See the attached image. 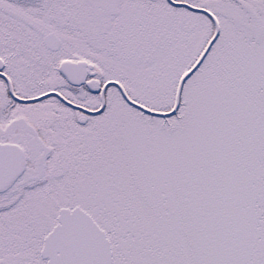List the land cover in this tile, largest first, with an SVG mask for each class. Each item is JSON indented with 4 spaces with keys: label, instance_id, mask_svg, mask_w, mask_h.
<instances>
[{
    "label": "snow or ice",
    "instance_id": "1",
    "mask_svg": "<svg viewBox=\"0 0 264 264\" xmlns=\"http://www.w3.org/2000/svg\"><path fill=\"white\" fill-rule=\"evenodd\" d=\"M0 264H264V0H0Z\"/></svg>",
    "mask_w": 264,
    "mask_h": 264
}]
</instances>
